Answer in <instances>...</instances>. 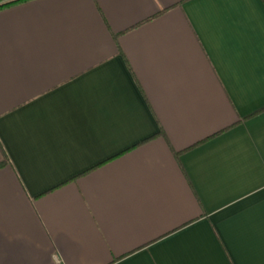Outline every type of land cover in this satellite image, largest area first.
Here are the masks:
<instances>
[{"label": "crops", "instance_id": "1", "mask_svg": "<svg viewBox=\"0 0 264 264\" xmlns=\"http://www.w3.org/2000/svg\"><path fill=\"white\" fill-rule=\"evenodd\" d=\"M0 264H264V0L0 10Z\"/></svg>", "mask_w": 264, "mask_h": 264}, {"label": "trees", "instance_id": "2", "mask_svg": "<svg viewBox=\"0 0 264 264\" xmlns=\"http://www.w3.org/2000/svg\"><path fill=\"white\" fill-rule=\"evenodd\" d=\"M29 0H10L9 2H6L4 4H0V10L9 6H13L19 3H23ZM3 166V163H0V168Z\"/></svg>", "mask_w": 264, "mask_h": 264}, {"label": "built area", "instance_id": "3", "mask_svg": "<svg viewBox=\"0 0 264 264\" xmlns=\"http://www.w3.org/2000/svg\"><path fill=\"white\" fill-rule=\"evenodd\" d=\"M10 0H0V4H4L6 2H9Z\"/></svg>", "mask_w": 264, "mask_h": 264}]
</instances>
